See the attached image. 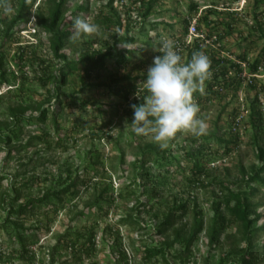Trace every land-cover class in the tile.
Listing matches in <instances>:
<instances>
[{
    "label": "rangeland",
    "instance_id": "1",
    "mask_svg": "<svg viewBox=\"0 0 264 264\" xmlns=\"http://www.w3.org/2000/svg\"><path fill=\"white\" fill-rule=\"evenodd\" d=\"M46 1L32 0L30 14L25 20H18L8 36L3 33L4 21L13 17L19 0H9L13 14L0 13V51L10 83L0 88V121L13 122L8 114L9 105L35 107L38 101L47 97L52 102L45 122L21 121L15 128L18 136H12L9 143L0 142V175L5 177L0 181V197L4 193L11 196L18 189L20 201L25 202L29 196L40 197L44 191L58 190L67 170L77 181L75 190L78 191L74 197L65 195L63 202L52 201L35 208L34 214L20 218L24 226L33 229L24 234L28 243L25 253L15 235L10 234L11 229L3 227L10 199L0 203V264H52L53 257V264H120L123 261L118 254L120 247L128 264H140L130 244L137 245L140 239L150 242L153 238L145 230L117 222L137 198L146 203L139 219L150 223L151 229L156 225L148 207L152 202L157 203L155 208L163 211L173 202L177 204V199H187L188 212L179 224L191 223L195 205L203 211V229L191 244L189 264H205L206 261L220 264L221 260L222 264L235 263L240 253H234V250L246 246L238 223L231 221L224 228L212 250L205 229L213 216L212 202L227 191L222 187L232 190L241 185L248 187L250 183L246 178L250 167L261 165L255 153V133L260 135L259 143L264 146V68L259 69L261 75L254 77V88L247 84L246 77H240L239 83V71L231 68L227 86L214 85L209 89L207 85L213 79L210 72L193 95V102L200 109L198 116L207 123L206 134L195 136L178 132L164 148L179 158L182 168L172 165L169 172H163L164 168L152 166L155 154L146 156L147 167L154 173L166 175V181L161 185L142 178L138 174L140 170L133 167L146 144H154L159 153L163 149L150 138L131 131L129 123L133 112L130 105L141 103L146 94L141 82L146 79L153 57L160 54L161 41L183 39L187 35L185 19H195L200 32L210 33L212 37L209 43H200L194 52L205 53L210 61L213 57L220 59L219 67L228 65L225 59L241 61L240 72L246 74L250 73L254 60L259 61V66L264 60V0H154L147 16L143 13L148 0H112L111 9L118 15L119 23L108 0H67L63 16L71 31L61 49L67 61L77 60L86 53L105 52L113 45L114 36L119 39L134 37V40L129 44L120 40L116 43L118 51L125 53L123 63L117 65L113 59H106L104 66L89 77L83 72L72 71L66 77V84L55 83L61 81L59 68L65 61L54 56L48 34L38 24L37 15L48 13ZM192 4H196L195 10L190 8ZM80 5L82 10H77ZM207 9L213 11L208 13ZM75 17L97 24L98 32L72 39L71 22ZM105 17L111 21L107 22ZM180 55L182 62L187 63L190 60L188 47H184ZM217 68L215 66L214 71ZM117 88L118 94L114 92ZM56 93L60 95V103L51 98ZM32 113L37 114L34 110ZM33 136L38 138L30 139ZM218 136L234 140L229 153L224 152L225 146L217 141ZM193 139L197 141L193 142ZM200 143L210 147L211 151L204 159L207 174L201 178L202 184H188L186 177L190 175L192 163L184 157V149L198 148ZM241 167L245 175H242ZM102 188H107L108 198L110 194L114 198L116 194L122 195L111 205L103 204L108 209L106 215L95 207L85 209L86 203ZM151 191L156 195L149 201ZM251 201L257 203L255 211L259 213L256 227H262L264 185H258V192ZM83 209L86 214L77 217ZM92 232L93 248L87 246ZM117 232L119 241L115 238ZM67 233L71 234L65 242L59 241ZM59 242V247L52 253L53 246ZM253 243L259 245L253 251V264H264V229L254 233ZM180 247L181 243L177 242L171 255ZM170 261L179 264L171 257Z\"/></svg>",
    "mask_w": 264,
    "mask_h": 264
},
{
    "label": "trees",
    "instance_id": "2",
    "mask_svg": "<svg viewBox=\"0 0 264 264\" xmlns=\"http://www.w3.org/2000/svg\"><path fill=\"white\" fill-rule=\"evenodd\" d=\"M67 0H47L46 2L49 4V9L47 15L38 14V24L46 31L48 34V38L50 41V48L56 58L65 61V65L59 68L60 70V79L61 81H55V83L66 84L67 75L71 74L72 71H80L85 73L86 76H90L93 72L99 70L104 66V62L106 59H113L114 62L119 65L126 60L125 53L121 50L118 51L116 47V43L120 40L124 43H131L134 40V37H124V38H116L114 36L113 45H109L108 49L105 52L97 53L96 55H91L89 53L84 54L79 57L77 60L67 61V56L65 53L61 51V49L65 46L66 39L70 33V28L65 24V17L63 16V12L65 10V4ZM154 0H148L146 5V10L143 13L147 16L149 14V10L151 9L152 3ZM112 0H108L107 4L111 9ZM32 0H19V7L16 9L15 14L9 20H5V28L3 33L5 36L10 34V31L14 28V24L18 20H25L26 17L30 14L32 8ZM82 6L80 5L77 10H82ZM192 10H195L196 4L190 5ZM211 8V7H207ZM112 10V9H111ZM208 13H211L212 9H207ZM112 14L116 16V22L118 21V15L115 11L112 10ZM106 21L109 22L111 19L109 17H105ZM204 20L207 21V18L204 17ZM186 27L185 30L187 32V27L189 23V19L184 20ZM228 26V25H227ZM207 37H210V33H206ZM264 38V36H262ZM197 39L194 40L193 44L188 47V56L191 58L194 50L198 47ZM126 52V51H125ZM264 54V48H263ZM21 58V55H19ZM228 62V65H221L219 67L220 59L212 58L210 72L213 74V79L209 81L207 87L210 89L214 85H224L227 86L230 83L229 72L232 69L238 70L240 72V63L239 62H231L229 59H225ZM258 60H254V62L250 65V72L254 73L258 68ZM215 66L218 68L214 71ZM55 78V77H50ZM239 83L240 77H238ZM232 81V80H231ZM9 79L6 75V70L4 68V55L0 51V88L9 85ZM98 84H93L96 86ZM59 86V85H58ZM251 88L255 87L254 82L250 83ZM120 88V87H119ZM116 94L119 93V89L117 88L114 91ZM71 96V95H70ZM2 97H0L1 99ZM51 98H55L58 102H61L59 93H56L55 97L51 96ZM71 102L75 103V100ZM52 105L50 97H47L44 100H40L36 103L35 107L31 105L23 104V105H15L8 106V114L13 122L9 123L7 121H0V142L4 141L5 143H9L11 137H17L18 132L16 131V125H20L21 121L25 122H45L47 119V113L49 111L50 106ZM36 111L37 114H33L32 111ZM30 112L29 114H26ZM55 122V121H54ZM56 125V122H55ZM253 125L258 128V125L253 122ZM38 138L36 136L30 137ZM29 139V140H30ZM206 140V138H204ZM217 141L225 146L224 152L227 154L231 151L230 144L234 143V140L224 139L222 137H216ZM260 135L255 133V153L260 162V167H256L252 165L250 167L249 176L246 178V181L250 183L248 187H238L235 190L229 189L227 187H222V190H227L220 198L214 200L212 202V210L213 216L205 229V233L208 237V244L211 247V250L214 248L216 244L219 242V237L222 234L224 228L230 224L231 221H236L238 223V231L241 235V239L246 242V246L241 250H234V253H240L237 258V261L233 264H253V251L258 248L259 245H255L253 243V235L255 232L264 229V225L262 227H256V222L259 220V213L255 211L257 207V203L251 201V198L254 197L258 192V185H264V146L259 143ZM196 139H193V142H196ZM13 149L18 148L16 146H12ZM12 149V150H13ZM148 154H155V158L152 161V166L157 168H164L163 172H169V168L172 165H176L179 168H182L179 158L173 153L169 152L167 149H163L160 153L152 143L146 144L141 149V157L136 159L133 163V167L138 171L140 176L144 179L152 180L154 184H163L166 181V175L162 172L154 173L150 167L145 165L147 159L146 156ZM211 154L210 147H206L204 143H200L198 148L189 147L188 149H184V157L190 160L191 167L189 168L190 175L186 177V181L188 184H193L194 182H198L202 184L201 178L207 174L206 162H204L205 157ZM140 163V164H138ZM242 175H245L244 168L241 167ZM4 175H0V181L3 180ZM256 183L257 185H253ZM77 185V181L72 178L71 172L67 170V175L63 179V181L59 182L60 189L58 190H47L44 191L40 197L29 196L25 202L20 201L19 190L16 189L13 195L8 196L7 194H3L0 197V203L4 204L7 198H9L8 207H7V216L3 221V227L6 229H11L10 234H14L17 240L20 242L23 252H27L28 243L25 238V233L29 234L33 229L29 226L26 227L20 221V218L27 214H34L35 208H38L42 205L48 204L52 201L55 202H63L65 195H70L71 197L76 196L77 191L75 190ZM134 192V191H133ZM154 191L149 192V201L155 197ZM107 188H102L98 192L95 193V197L93 200L88 201L85 205V209H90L92 207L97 208V211L103 212L102 214L106 215L108 213V209L104 207V203L106 205H111L117 196H122L120 194H116L117 196L114 198L113 194H110L108 198L106 196ZM176 203L173 202L171 206H168L165 210H161L160 208H155L157 203L152 202L148 207L151 208L150 212L153 214V218L156 220V225L151 229L150 223H146L139 219V215L143 210H145L146 203L140 201L137 198L136 203L129 207L126 214L118 219V223L120 225H130L133 228H137L140 230H145L146 234L152 237V241H147L148 239H140L139 244L135 245L133 243L130 244L131 250L137 256L140 264H171L170 257L174 258L178 261L179 264H189L192 259L191 252V244L196 239L197 235L203 229V221L202 209H198L195 205V209L193 210V218L189 225L186 222H182V218L188 212L189 201L187 199L176 200ZM16 204V205H15ZM4 206V205H3ZM4 208H6L4 206ZM222 208L224 211H222ZM85 209L79 211L76 216L83 217L85 213ZM148 210V209H147ZM18 218V219H17ZM71 233H67L66 235L60 237L59 241L63 239L65 242L66 238ZM78 237H82V235L77 234ZM93 236L92 232L87 246L93 248ZM172 236V238H170ZM35 238V235L32 236ZM116 240H120L119 233H116ZM117 242V241H116ZM177 242L181 243V247L178 249L177 253L171 255L170 251L173 249ZM59 243L53 246V251L57 250L59 247ZM67 246V244H65ZM122 257V263L120 264H128L126 254L123 248L120 247L118 252ZM222 260L220 264H222ZM51 263H54V257L51 260ZM90 264H95L91 262ZM205 264H209L207 261Z\"/></svg>",
    "mask_w": 264,
    "mask_h": 264
},
{
    "label": "clouds",
    "instance_id": "3",
    "mask_svg": "<svg viewBox=\"0 0 264 264\" xmlns=\"http://www.w3.org/2000/svg\"><path fill=\"white\" fill-rule=\"evenodd\" d=\"M13 12L9 0H0V13ZM71 23L72 39L98 32L99 26L86 18L75 17ZM159 53L141 82L146 93L142 102L130 105L133 116L129 124L135 135L150 138L164 149L178 132L206 134L207 123L198 116L200 109L193 102V95L210 75L211 61L205 53L194 52L187 63L182 62L171 39L161 41Z\"/></svg>",
    "mask_w": 264,
    "mask_h": 264
},
{
    "label": "built area",
    "instance_id": "4",
    "mask_svg": "<svg viewBox=\"0 0 264 264\" xmlns=\"http://www.w3.org/2000/svg\"><path fill=\"white\" fill-rule=\"evenodd\" d=\"M212 37H207L206 35H204L202 32H200V30L197 28L196 23H195V19L193 21L189 20V24H188V28H187V35L183 38V39H179V38H175L172 41L175 42L179 53H181L182 49L186 46H190L193 44L194 40L197 39V43H209V39H211ZM240 63V68H241V61H237ZM264 68V60L263 62L258 66L257 71L254 73H243L239 72V77H242V79H245V81L247 82V84L253 83L254 81V77L255 76H259L260 74V70ZM260 69V70H259ZM242 70V69H241Z\"/></svg>",
    "mask_w": 264,
    "mask_h": 264
}]
</instances>
